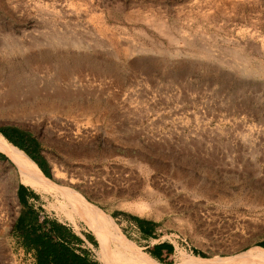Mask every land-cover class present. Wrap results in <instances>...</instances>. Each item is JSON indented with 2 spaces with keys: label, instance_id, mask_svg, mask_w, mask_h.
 I'll return each instance as SVG.
<instances>
[{
  "label": "rangeland",
  "instance_id": "rangeland-1",
  "mask_svg": "<svg viewBox=\"0 0 264 264\" xmlns=\"http://www.w3.org/2000/svg\"><path fill=\"white\" fill-rule=\"evenodd\" d=\"M3 124L35 139L45 177L109 217L142 264L180 251L255 264L240 257L264 241V0H0ZM3 154L0 264H34L10 233L24 212L89 233L109 264L97 219L22 182ZM19 185L37 198L21 202ZM117 210L154 222L152 238ZM160 242L173 246L163 262L148 252Z\"/></svg>",
  "mask_w": 264,
  "mask_h": 264
},
{
  "label": "trees",
  "instance_id": "trees-1",
  "mask_svg": "<svg viewBox=\"0 0 264 264\" xmlns=\"http://www.w3.org/2000/svg\"><path fill=\"white\" fill-rule=\"evenodd\" d=\"M0 135L12 146L23 151L44 176L50 177L47 163L39 154V146L28 132L14 125L3 124L0 126ZM4 157L5 154L0 152V159H4ZM17 192L21 202H23V195L37 198L32 190L21 185L18 186ZM117 214L125 222L134 225L143 238H152L154 222L127 212H120V210L112 215ZM10 233L15 244L24 253H29L33 257L34 264H101L84 246V239L94 246L93 237L89 233H84V239L81 238L62 221L50 219L41 223L36 220L34 213L24 212L16 217ZM258 245L264 249V241L259 242ZM172 249L173 246L170 243L160 242L153 244L148 252L152 257L163 262L166 257L171 255ZM162 251L166 256H163ZM195 253L204 256L200 252L195 251Z\"/></svg>",
  "mask_w": 264,
  "mask_h": 264
},
{
  "label": "bare ground",
  "instance_id": "bare-ground-1",
  "mask_svg": "<svg viewBox=\"0 0 264 264\" xmlns=\"http://www.w3.org/2000/svg\"><path fill=\"white\" fill-rule=\"evenodd\" d=\"M7 90V89H6ZM7 98L13 100L17 103H23L28 99L27 96L23 95L21 99L19 95L14 90H8ZM39 93V92H38ZM35 92V94H38ZM43 95V94H42ZM61 93L58 90L52 89L51 92H46L44 96L59 97ZM78 95V94H77ZM63 96V95H62ZM19 99L18 101H16ZM30 99V98H29ZM48 99V98H47ZM20 117V116H19ZM0 152L6 153L9 159L18 168L22 182L29 185L31 188L37 191L47 192L48 189L52 192V195L56 197L57 205H62V208L72 209V211L77 210L81 216L93 217L97 219L98 223L101 224L100 227V238L102 245L101 256H103L109 264H142L141 260L135 255V251L131 248L128 242L119 233L118 229L113 226V228L108 227L106 223H111V219L103 215L98 209L88 205L82 198L72 190L61 188L53 184L48 178H46L33 161H31L22 151L18 148L12 146L10 143L3 139L0 135ZM142 205V204H141ZM145 204L143 205V207ZM134 213L139 215L143 214L142 208L138 204L130 209ZM113 225V224H112ZM179 258L175 264H233L231 261L218 262L217 260H206L202 258L192 257L190 259H185L184 251L178 252ZM177 259V258H176ZM240 260H244L255 264H264V250L260 248H254L247 251L240 257ZM143 261V260H142Z\"/></svg>",
  "mask_w": 264,
  "mask_h": 264
},
{
  "label": "crops",
  "instance_id": "crops-1",
  "mask_svg": "<svg viewBox=\"0 0 264 264\" xmlns=\"http://www.w3.org/2000/svg\"><path fill=\"white\" fill-rule=\"evenodd\" d=\"M31 161H32V160H31ZM35 165H36V164H35ZM45 191H48V189H45ZM129 224H131V223H129ZM136 229H137V228H136ZM137 231H139V230L137 229ZM139 233H140V232H139ZM162 254H163V256H166V254H165L164 251H162ZM183 254H184V253H183ZM186 255H187V254H184L185 259H187V258L190 259V257H189V256L186 257ZM147 258H148L150 261H152V262H154V263H156V264H161V263H158L157 261H155V260H154L153 258H151L150 256H149V257L147 256ZM188 259H187V260H188ZM174 264H175V262H174Z\"/></svg>",
  "mask_w": 264,
  "mask_h": 264
}]
</instances>
